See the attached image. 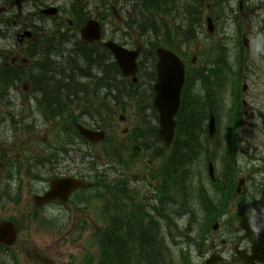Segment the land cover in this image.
<instances>
[{
	"label": "rangeland",
	"instance_id": "rangeland-1",
	"mask_svg": "<svg viewBox=\"0 0 264 264\" xmlns=\"http://www.w3.org/2000/svg\"><path fill=\"white\" fill-rule=\"evenodd\" d=\"M72 1L73 0H37L35 5L28 4V7L25 8L24 13L17 21L21 24H23V22L36 25L42 24V26H46L44 29L45 32L52 31V29H54V23L59 22L58 20H52V18L46 17L40 19L34 15L30 16L29 12H38L45 6L56 5L59 6L61 10L58 19L67 21L73 3ZM82 1H85L86 11H88L91 17H101L106 38H112L118 43H124L127 48H135L141 45V40L136 32L128 29L124 24L127 19L126 15L129 9V0ZM104 4L109 6L108 9L104 7ZM258 13L257 16L259 18L255 21L256 23H259L260 18L264 17L263 10ZM148 17L152 19L149 14ZM146 24L150 25V23ZM244 26L249 32L252 31V35L249 37L252 40L259 25L245 24ZM223 27V33L221 30H218L214 36H208L205 26H203L198 37H195L189 42V45L186 46L189 53L183 55L185 65L188 69L187 85L188 87H192L191 91L194 89L192 96L199 95L200 91V88L197 87V83L193 81L195 72L196 81L200 75V71L205 69L206 65H211L226 57L229 58L228 60L231 66L235 63L234 55L237 54V25L233 21H226ZM240 28L242 32H245L243 26ZM20 30L21 27H13L11 33L7 31L5 37L0 39V49L6 52H8V50L11 52L13 49V55L6 57L7 53H3L2 59L6 58L10 61L12 56H14V54L16 55L18 47L15 44V36ZM261 38H263V35ZM215 42L218 46L213 48ZM220 44L224 45V47L219 48ZM87 56H89V54ZM193 58L195 59L194 65L191 64ZM255 58H258V60L264 59V57L258 56ZM263 63L264 61L262 60H259V63L255 61L256 65H254V69H262ZM233 69L237 71V66L234 65ZM261 73L259 79L254 80L251 78V81L247 84L245 100L253 102V106L258 110L257 113L259 118L253 131L243 130L240 132V150L243 154H239L237 158L236 151V159H238V165L242 169L237 173L236 162V172L232 182L233 189H231L228 204L223 207L226 209L225 214L220 215V218H218L217 222L219 226L217 230H213L212 226L209 228L207 239L202 243V247L190 243L191 238L195 239V234H188L186 231L188 222L191 221L192 227L195 228L196 222L193 220V217L196 219L197 216L201 215L198 205L199 182L195 181L193 184H190L188 187L181 190L180 194L177 193V190L172 189V191H174L170 202L165 201V203H161L160 206L158 202L155 204L150 200L156 192V189L153 188L155 182H152L151 185L148 182L146 184L140 182L143 177L146 178L147 174H152V172L155 171L154 168L160 164L157 158L158 154L154 153V149L156 146H159V144L153 141V134L151 133V129L155 128L157 125V119H155L150 110H145L144 112L138 111L135 101H130L126 106L120 107L114 102L112 103L110 100L105 99L106 93L100 91L93 92L95 97L89 93L88 99L86 100L81 98L82 94L80 92H78V96L72 95V99L67 103H70L67 108V113H70L71 118L76 122L89 125L88 123L91 122V118L82 115L83 110L87 109L89 112L90 107H92V109H90L91 112L93 107L99 109L101 115H105L103 105H107L110 110H114L112 123L109 125V129L106 130V139L108 141H101L94 145L84 144L77 138L76 134L71 131V136H65L67 139L66 147L71 150L69 151V157H71L65 159L63 163H60L58 166H50L47 164L41 167V165L38 164L41 161H37L35 162L37 163L36 165H32V171L42 172L43 175H45L48 170L50 172L49 176H53L54 174L64 175L66 172H69L68 170H72L70 172H75L76 169L86 171V164L82 163L80 160L84 153L90 154L91 157L97 158L99 171L103 170V173L107 177H110L113 172V177H115V179L121 175L127 177L130 179V182H132L130 183L128 191L130 192L136 188L143 190L149 202L159 211L160 215L158 214V218L160 224L158 229H162L164 232L163 244L165 248H163V258L166 261L165 264H183V261H188V264H203L215 250L216 252L221 251L224 253L223 256L225 255L229 260L226 264H238L237 258L233 253L234 246L249 247L246 242L241 240L242 232L239 229L238 223L243 211L244 214H246L251 210L248 207L244 209V207L238 204L245 203L251 206V203L248 201V196L244 197L247 199L246 202H243L241 196L238 198L234 196V189L237 180L246 174V172H244L246 166V161L244 159L245 153L260 161L264 160V69ZM105 75L107 76V71H105ZM232 76L233 74H230L226 79L223 77V80H226L227 84L221 85L220 102L223 105L217 109L216 113L219 120L216 124L215 139L206 141V139H204L205 137L201 136V139H199L197 143L198 146L195 147L198 150H201V146L209 149L211 152L210 160L215 166L216 174H218L221 168V149L224 142H229L230 144L236 142L235 146L237 147V126L235 131L234 127H232L230 131L224 135V127L231 126L225 119L227 116L231 115L230 102L232 100V79L234 78ZM147 80H149V76L146 80H141V82L147 83ZM145 87L146 86H143L141 88L140 84L139 91L144 92L142 89ZM11 94H16V98H12L14 101H21L22 97L24 98L25 96L18 91H11ZM145 95L148 96V93ZM202 97L204 98V96ZM2 100L4 103L8 102V96L2 98ZM2 111L3 108L2 105H0V118L3 116L1 113ZM120 116H123L122 120L119 119ZM17 120V133H14V137H11L13 132L10 128H12V126L9 125L8 121L3 122L0 129V219L8 220L13 218L18 221L20 228L14 245L1 251L8 262L7 264H84L85 260L90 256L93 257V264H96L98 247L96 240L93 239L94 232L98 233L104 226L100 215L101 202H99V200H95L90 204L83 199L84 196L81 197L80 193H76L73 195L72 199L64 203V205L52 204L51 206L43 208L39 211V216L48 218L52 222V227L42 226L38 224V221L32 219V215L36 213L35 206L32 202V196L46 189L48 181L35 182L26 174L30 162V156L27 155L30 153H37L35 156H43V152H41L40 149L46 145V143L43 144L45 141L50 142L52 139V137H50V135H52V123L50 121L44 124L38 117L26 119L25 121L20 120V122L19 118ZM5 125H8L7 130L4 128ZM26 126H29L28 132H25ZM60 126L62 127V125ZM124 129L127 130V134L125 135L122 134V130ZM139 133L140 136L137 138L139 141H143V147L136 150L132 148L133 144H130L127 148L121 150L122 165L113 164L112 169H110V163L107 157H105V153L111 155L114 151L115 145H113V141H115V144H122L125 143L128 137H134V135ZM55 136H57V134ZM61 140V138H58L59 142ZM30 141L33 143L29 144ZM69 142L77 144L71 146ZM145 142L149 145L145 144ZM127 145L128 144H126V146ZM144 145H148L149 147L145 150ZM73 147L76 148V150H73ZM78 148L79 150H77ZM3 152H5L4 161L2 158ZM168 154H170V151L164 150V152L159 155L164 159L165 155ZM10 160H17L19 162L18 165L16 163L15 170L21 169L19 175H16V173L13 175V179L9 185L10 188H12L11 193L6 192L5 180L2 178L3 172H5L4 168L7 166V163H10L8 162ZM200 161L198 163L196 162V169L198 170L195 171V173L197 177H199V173L201 174L205 182L204 188H207L211 192L212 187L209 183L205 162ZM60 165H62V167H59ZM161 171L162 169H160L157 174H160ZM92 174H94V172ZM159 178L160 180L162 179L161 176H159ZM249 186L250 185H248V187ZM248 191L249 188L244 195L248 194ZM213 194L219 203L222 190ZM137 200H142V197L137 196ZM137 200L135 199V202H138ZM75 201L81 202V204L77 207ZM149 210L153 216L157 215L154 209L149 208ZM126 211L129 212V206H127ZM192 214H194L193 217ZM78 225H81L82 230L77 228ZM160 254L159 252V255Z\"/></svg>",
	"mask_w": 264,
	"mask_h": 264
},
{
	"label": "trees",
	"instance_id": "trees-1",
	"mask_svg": "<svg viewBox=\"0 0 264 264\" xmlns=\"http://www.w3.org/2000/svg\"><path fill=\"white\" fill-rule=\"evenodd\" d=\"M162 1L161 3H151L152 6L155 8V10L162 11V13L165 14L169 19L172 20L171 17H175V7L174 5L171 4H165L164 0H158ZM175 1V0H174ZM153 10L149 4H145L144 8L142 6H137L136 11L140 10ZM186 11V16L187 17L189 14L192 17V22L187 25H184L185 32H190L194 33L196 27L200 23L201 15H199V9L193 8V11L187 10ZM167 21V20H166ZM173 21V20H172ZM189 24V25H188ZM167 36H170L171 32L169 29H167V26L164 24ZM181 25L177 24L175 25V30L180 29ZM193 28V32H192ZM153 31L156 34L158 32L157 27H153ZM154 41H158L156 37H153ZM79 47L81 48H87L85 46L80 45ZM110 67H112V72L117 71L116 65L114 62L109 64ZM108 65V66H109ZM229 69V68H227ZM44 72H40L41 75H43ZM85 72H82L83 74ZM214 74H217L218 71H213ZM230 71H223V73L220 75L226 76L227 74H230ZM65 74V84H63V89L60 91L58 87L53 88V86H49L50 88L46 89L50 91L47 95L50 96V98L58 97L64 93L67 97L68 96H78V92L82 94L81 98L83 99H88V94L90 93L93 97L95 95L93 92H96L98 88L100 87L97 82H100L103 80V77H105V74L99 78H94V81L92 84L89 83V90H84L75 86H81L80 84H77L78 78H76V75L73 74V72L70 70V72L67 70L66 72L64 71ZM202 73H200L201 77V84L203 88H206V98L207 101L203 100L200 96L194 95L191 97L188 93H185L184 96L182 95V102L180 106V110L177 114V121H178V126L179 130L182 133H186L184 137H189V140H185L183 142V146L181 147L182 149L188 150L191 152L193 155L194 152V145L193 143H190L192 136L190 135H196L198 132H200L201 128V123L204 122L205 119L208 118L209 115V109L210 105L211 107L216 106V102L218 101V97L220 96V90L218 87L213 86L212 84H209V78L208 76H202ZM44 75H46L44 73ZM88 75V74H87ZM219 75V76H220ZM82 76V75H81ZM2 77V76H1ZM85 77V76H82ZM48 81V80H47ZM217 86H220L219 82H215ZM223 83V82H222ZM208 87V88H207ZM130 90L133 87H129ZM45 92V88H41ZM91 89V90H90ZM90 91V92H89ZM218 93V95H217ZM92 109V107H90ZM87 111V109L83 110V114H87L91 118H93V125L96 127H107L109 125V122L111 120L112 114L109 113L107 115H101L99 109L93 107L92 112ZM203 126V124H202ZM203 131V128H202ZM199 134V133H198ZM230 153V152H229ZM194 156V155H193ZM230 157V155H229ZM232 158V157H231ZM183 157L181 155L174 156L171 159V162L178 163L182 161ZM230 160V159H229ZM233 160V158H232ZM229 167H233L232 164H229ZM176 170V171H175ZM166 172L165 175H162V188H164V185L166 182H171L174 183L178 188L183 186V180L180 178L175 177L176 172H179L180 169H169ZM185 171V169H183ZM173 172V174H171ZM183 172H180L178 174L179 177L182 176ZM192 183V182H191ZM123 188L124 185L120 184L118 187L117 193H123ZM231 189H233V183L227 182L225 184V190H226V200L225 203L227 204L229 195L231 192ZM108 190L107 188H104L101 192L98 193V197L102 200L103 206H102V214L108 217V203L106 202V197L108 196ZM169 196V193L166 195H162L161 199H165L166 197ZM121 202V205L119 204ZM124 201L121 199L117 202V210L114 213V216L116 217L115 223L111 226H107L104 232H102L100 235H102V239H100L99 242V254H98V261L97 264H157L158 259H159V252H163V234L159 237L157 236V228L155 224L157 225V222H155L154 218H149L147 222L143 224V216H134L135 213L127 214L122 216L123 214V209L125 207V204H123ZM204 227L211 221L212 219H217V215H210L209 217H206L208 213V203L204 201ZM139 209V208H137ZM147 217V216H146ZM145 219V218H144ZM126 223H122V221ZM134 221L135 224H131V222ZM143 224V225H142ZM127 226V228H125ZM155 230V231H154ZM206 230V228H205ZM204 230V231H205ZM139 232V235H138ZM137 234V243H134L131 241V237ZM159 264V263H158ZM162 264V263H160ZM183 264H188L187 261H184Z\"/></svg>",
	"mask_w": 264,
	"mask_h": 264
},
{
	"label": "water",
	"instance_id": "water-1",
	"mask_svg": "<svg viewBox=\"0 0 264 264\" xmlns=\"http://www.w3.org/2000/svg\"><path fill=\"white\" fill-rule=\"evenodd\" d=\"M23 0H15L19 5ZM47 14L53 13L54 10L44 11ZM81 35L84 39H99V30L97 24L89 21L81 29ZM113 52L117 65L124 75H133L136 71L135 59L138 51H127L114 43H106ZM158 62L157 82L154 86L155 101L154 105L159 112L158 130L159 138L166 144H169L175 126L173 116L179 105L180 90L184 78V67L180 60L171 52L162 48L156 51ZM133 80H136L133 78ZM214 120L211 117L209 129L212 133L214 130ZM80 134L91 141H98L103 137V132L91 131L78 125ZM82 185V181L71 178H60L53 181L51 190L43 197H39L40 203L60 198L65 200L69 194L77 187ZM264 197L261 203V209L254 212L249 218L242 221L241 225L246 230L245 236L253 243L252 250L255 257L264 255ZM15 239L14 227L10 223H0V243L11 244ZM260 255V256H259ZM264 261V258H261ZM218 257H212L207 264H214Z\"/></svg>",
	"mask_w": 264,
	"mask_h": 264
},
{
	"label": "flooded vegetation",
	"instance_id": "flooded-vegetation-1",
	"mask_svg": "<svg viewBox=\"0 0 264 264\" xmlns=\"http://www.w3.org/2000/svg\"><path fill=\"white\" fill-rule=\"evenodd\" d=\"M242 10H243V5L240 8V12H242ZM242 18L244 20H246L247 19V16H243ZM247 78H248V75L247 74H244V75H242L241 81L246 80ZM237 79H238V77H237ZM239 102H240V106H239V110H238V113L237 114H238V119L240 120V128L242 130L243 129L242 128V125H244V122H246V126H248V127H250L252 125V122L251 121H247V118L253 119L254 113H253V111L251 109L252 107H250V104L251 103L243 104L241 98L239 99ZM255 113H256V111H255ZM257 169L258 168H255V170H254L255 173L252 176L245 175V177H244L245 178V186L247 184V181H246L247 179H248V181H253L255 185L257 184L256 182H258V180L260 179V175H261L260 173H257ZM260 193H258V194L255 193L257 196L255 194L252 195L253 206L255 205L254 208L256 206H258L257 205V201L259 202Z\"/></svg>",
	"mask_w": 264,
	"mask_h": 264
}]
</instances>
